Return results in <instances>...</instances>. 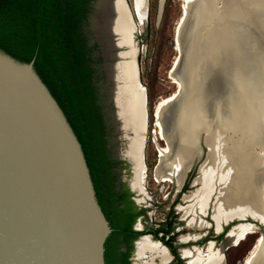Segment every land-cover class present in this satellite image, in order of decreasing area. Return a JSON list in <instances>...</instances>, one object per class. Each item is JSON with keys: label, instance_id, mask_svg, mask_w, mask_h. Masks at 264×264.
<instances>
[{"label": "water", "instance_id": "obj_1", "mask_svg": "<svg viewBox=\"0 0 264 264\" xmlns=\"http://www.w3.org/2000/svg\"><path fill=\"white\" fill-rule=\"evenodd\" d=\"M115 3L120 6L125 24L126 21L133 24L127 0ZM96 4L97 0L91 1L86 27L89 42L97 44L100 56L98 93L107 126V145L113 144L112 157L126 159L115 152V141L124 142L129 137L143 141L145 132V94L138 77L137 46L133 47V55L122 59L128 62L127 71L117 69L115 62L123 57L122 50L131 51L134 35L131 34L129 44L119 32L98 37L92 19ZM52 5L53 0H11V13H20L25 22L20 33L11 28L0 33V264H108L106 242L114 231L97 202L77 118L48 53ZM185 17L187 13L183 12L178 26L184 23ZM112 20L106 23L111 25ZM247 33L241 37V60L251 56ZM255 40L254 57L260 70L264 37L259 27ZM191 48L189 31L187 57ZM202 53L194 54L196 65L207 57ZM196 79L199 81L198 75ZM259 89L255 86L253 90L257 94ZM136 102L138 107L134 112ZM157 163L158 159L154 168ZM141 165L145 169L142 154ZM130 166L140 165L129 164L131 170ZM258 211L255 216L243 214L237 218L248 216L253 220L245 221L252 226L247 232L256 231L258 225L262 227L249 249L258 236L264 238V207L263 213ZM232 218L235 217L223 223ZM238 222L244 221L232 223L224 234L225 240L219 242L221 256L225 246L244 237L245 234L234 243L226 240V233ZM214 226L215 230L220 229V222ZM145 235L160 244L159 240ZM210 243L207 241V245Z\"/></svg>", "mask_w": 264, "mask_h": 264}, {"label": "bare ground", "instance_id": "obj_2", "mask_svg": "<svg viewBox=\"0 0 264 264\" xmlns=\"http://www.w3.org/2000/svg\"><path fill=\"white\" fill-rule=\"evenodd\" d=\"M188 1L185 0V3L188 4ZM192 1L193 3H189L187 6L185 3L183 5V12L187 13V17L184 18V23L177 27V35H175L176 49L180 53L179 37L188 21L186 28L187 33L191 32L192 48L190 55L188 57L185 55L187 59L184 57L183 61L184 83L182 77L179 79L172 75V80L177 87L176 92L166 99H161L154 108L157 134L163 136L159 112L166 101L178 95L174 121L176 143L173 150L169 145L158 146L159 157L158 163L153 169V178L156 181H172L178 187L190 159L199 153L198 141L201 138L206 151L205 158L199 163L198 173L193 181V184L198 188L183 195V201L189 199L191 201L185 206H180V209L183 215H192L188 224L202 225L197 212L205 213L206 205L212 195V218L218 226L219 222L230 217L238 218L243 214L255 216L254 213L257 215L258 210L263 213L264 50L262 51L263 63L259 78L254 70L257 67L254 56L256 53L255 35L258 27L264 37V0ZM115 2L116 0H97L95 14L92 18L93 29L98 37L104 33H122L123 40L129 44L131 34L135 35L137 31V24L140 27V23H143L145 19L147 0H132L137 21L132 16L133 24L127 19L129 21H126L127 25L120 14V6ZM129 5L132 15L133 11ZM111 18L113 20L110 25L106 21ZM246 32L248 33L245 38H249L248 47L251 56L247 60L248 63L251 62L250 66H247L248 63L246 65L244 62L242 63V57L240 58L242 53L241 37ZM131 46V51L126 49L120 52L123 57L121 56V60L115 62L117 69L127 71L128 62L122 59L126 55L127 57L130 54L133 55V47L136 46V42L134 41ZM200 52H203L202 55L207 57L201 64L196 65L197 61L193 60L194 54L198 53L199 55ZM225 58L231 63L229 64L232 72V79L229 82L231 85H228L227 95L223 96L220 93L216 98L213 96L212 105L210 104L211 106L206 108L203 104V97L201 98L198 92L197 75L199 76L203 62L212 65ZM244 58L247 57L244 56ZM247 67H249V71L245 70L248 69ZM215 69L213 68V70ZM204 84L206 83H203V86ZM255 86L260 88L257 94L253 90ZM209 90L212 94L215 92L212 86ZM142 91L140 90L141 93ZM207 92L209 91L207 90ZM136 107H138L137 102L133 104L134 112H136ZM114 148L117 155L126 158L130 165L132 163L140 165L138 168L130 166L132 174L129 182L134 192L144 195L146 193L145 169L141 165L144 140L142 141L140 138L138 141L136 138L134 141L130 140V137L120 143L116 140ZM258 177L259 181H257ZM250 227L252 226L245 221L236 223L228 233L227 241L234 243L246 234ZM150 240L148 237H142L136 242L135 264H153L151 260H143L147 253L150 258L158 256L162 263L167 259L162 247ZM254 242L248 251L249 254L247 253L248 255L243 259V264H264V238L258 236ZM185 253L189 255L190 251ZM188 260L189 264H221L219 250H213V248L204 260L193 257V255Z\"/></svg>", "mask_w": 264, "mask_h": 264}, {"label": "rangeland", "instance_id": "obj_3", "mask_svg": "<svg viewBox=\"0 0 264 264\" xmlns=\"http://www.w3.org/2000/svg\"><path fill=\"white\" fill-rule=\"evenodd\" d=\"M127 3L128 5L130 3L129 6L133 11L132 0H127ZM184 3L185 0H147V12L145 19L143 23H140V27L137 24V31L134 35L137 46L136 63L138 77L139 82L144 88L146 112L143 150L146 193L144 195H137L130 191L133 198L132 206L135 209L142 208L141 212L133 223L137 229L143 228L145 226L155 228L158 224L164 221H169L172 223L171 228L173 230L177 229L175 233L194 231L191 227H187L185 225L184 218H179L180 211L176 208V204L182 203L179 200L181 192L193 189L196 186L188 185V183L191 177L197 173L196 171L198 169L199 163L205 158L206 148L202 144V139L199 138L198 141L199 153L190 159L187 168L183 171V179H181V183L178 187H176L172 181H156L153 178L154 165L159 157V152L157 150L158 146L164 147L169 145L170 149L173 150L176 143L174 121L175 106L177 104L178 95L166 101L159 112V121L163 136L157 134L158 128L155 124L156 117L154 115V108L156 104L161 101V99H166L176 92L177 87L176 83H174L172 80V75L179 79H181L183 75V61L188 42V40H186L188 39L186 28L188 26L187 20V23L185 22L186 25L184 24L185 26L182 30L181 36L179 37V48H181L180 53L176 49L177 44L175 42V35H177L178 21L182 16ZM132 16L137 21L134 11ZM225 61L227 62L225 63ZM173 62H176V64L172 69ZM228 62L229 61L225 58L222 59L221 62L216 61V63L212 65L208 64V62H203L201 65L198 92L201 98L203 97V104L206 106V108L212 105L214 97L216 98L217 95H220V93L223 96L227 95L230 86L229 82H231L232 79V72L229 67V64L231 63ZM243 62L245 65L248 63L247 60H242V63ZM247 66H250V63H248ZM213 68L216 69L213 70ZM245 70L249 71L250 69ZM254 70L256 71L257 78H259L261 69L259 70L255 68ZM99 78L100 77H97L96 79L98 88L100 87L98 83ZM203 83L206 84L203 86ZM211 86L214 88L216 93L214 92L212 94V92L209 90L211 89ZM207 90L209 92H207ZM108 147L110 149L111 156H114V151L112 149L113 144L110 143ZM113 158L116 162L114 170L116 172L118 181L127 186L130 175V163L126 159H117L116 157ZM257 181H259V177L257 178ZM204 218L210 221V225L201 229H195V231H205L208 229L209 233L212 234L214 230L213 222L209 220L208 214H205ZM237 221L253 222L252 219L246 216L239 219L232 218V220L228 221L227 223L232 224ZM254 222L256 223V221ZM221 224H223V221L220 222V225ZM261 230L262 227L258 225V229L256 231L246 233L244 237L240 239L239 243L236 245H229L226 249H224V254L232 257V259L236 258L237 260L234 264H243L244 260H242V258L244 257L243 259H245V256L249 254L247 250L253 242L254 237L258 235ZM132 253L133 246L131 247L130 256H132ZM145 255L147 256L148 254ZM151 261L154 264H161L158 258L154 256L151 257Z\"/></svg>", "mask_w": 264, "mask_h": 264}, {"label": "trees", "instance_id": "obj_4", "mask_svg": "<svg viewBox=\"0 0 264 264\" xmlns=\"http://www.w3.org/2000/svg\"><path fill=\"white\" fill-rule=\"evenodd\" d=\"M89 11V0H53L48 25V53L54 73L77 118L83 147L97 202L114 231L106 242L108 264H129L132 211L119 205L124 192L114 187L113 161L107 145L106 124L96 79L93 42L87 43L83 25ZM24 19L11 13V0H0V33L10 28L20 33ZM124 243L126 248L121 250Z\"/></svg>", "mask_w": 264, "mask_h": 264}, {"label": "flooded vegetation", "instance_id": "obj_5", "mask_svg": "<svg viewBox=\"0 0 264 264\" xmlns=\"http://www.w3.org/2000/svg\"><path fill=\"white\" fill-rule=\"evenodd\" d=\"M91 1L92 0H89V10H90V6H91ZM88 12H87V14H88ZM85 18H86V23H84L83 29H84V32L87 36V43L91 45L94 41L89 42L88 29L86 27L87 15ZM95 45L96 46L92 49L93 59H96L97 55L99 56V54L97 53V44L95 43ZM99 61H100V56H99L98 60L95 62L94 67L96 68V74L98 75V77H101V73H100V69H99ZM101 110H102V107H101ZM103 115H104V113H103ZM109 155H110L111 160L113 161V165L111 166V169H112V172L114 174V187L118 192H121V191L124 192L123 198L121 199V203L119 205L126 206L127 208H129L132 211H137L139 209L142 210V208L135 209L132 206V199L133 198L131 196L130 191H132V192H134V191H133L131 185L129 187V184H130L129 180L131 178L132 170L129 169L130 175H129V179H128V184H127V186H125L124 184H122L121 182L118 181V178L116 176V172L114 170L116 162H115L114 158L111 156L110 149H109ZM197 173L195 174L194 177L192 176L193 181H194ZM190 181H191V179H190ZM190 181H189L188 185H190ZM193 185H195V184H193ZM130 188H131V190H130ZM197 188H198V186L194 187L193 189L186 190L183 194L181 192L180 193V196L182 194L181 198L183 197V195H185L189 192L195 191ZM134 193L137 195H141V194H138L137 192H134ZM180 196H179V200L182 203L176 204V208L180 211L179 218H184L185 225L187 227H191L194 231L193 232L175 233L177 229L173 230L171 228L172 223L169 221H166V222L164 221V222L158 224L155 228L145 226L143 228L137 229L133 225L134 220L139 215V213H137L133 217V220L131 221V224H130V229L135 231L136 234L130 238V246L128 249V256H127L128 260H129V264H131V261L133 264H135L134 255H135V250H136V247H135L136 242L142 237H148L145 234H149V236L152 239L159 240L160 244L154 242L153 240H150V238L148 237L150 241L158 244V246L162 247V249H163V247L166 249L167 252L164 249L163 250H164V253L166 254L167 259L163 263L160 261V258L158 256H154V257L158 258V260L161 264H189L188 259H190L191 255H193V257H197V258H200L201 260H204L206 258V256L209 254V252L212 250V248H213V250H219V256L221 259L220 260L221 264H234L237 259L236 258L232 259V257L227 256V254H224V249H226L229 245H236L237 243H239L240 240H238L235 244H229V245L225 246V248L222 251V256L220 254L221 253V245H219V242L225 240L224 234L231 224L223 223L220 225V229H218V230H215V226H214V230H213L212 234L209 233L208 229L205 231H203V230L202 231H195V229H201L203 227L210 225V221H208L204 218L205 214H208L209 220H211L212 222L214 221L212 218V212H211L212 211L213 196L211 195L209 200H208V203H207L206 208H205L206 210L204 211L205 213H203V212L198 213L197 212L198 219L202 222V225H196V224L190 225V224H188V221L191 219L192 215H190V214L183 215V212L181 211L179 206H185V205L189 204L191 199H189L188 201H183V199H180ZM210 216L212 219L210 218ZM214 222H213V225L216 224V222H215V224H214ZM216 226H217V224H216ZM231 228L226 233V240H227V235L230 232ZM247 233H249V232H247ZM207 241H210L212 243L207 245ZM134 242H135V246H134ZM132 246H133V253H132V256H130ZM125 248H126V245L124 243H121L120 249L123 250ZM186 251H190V254L187 255L185 253ZM167 253H169V254L167 255ZM147 254L148 255L146 257L144 256L145 258H143V260L144 259L151 260L149 253H147ZM139 263H141V262H139Z\"/></svg>", "mask_w": 264, "mask_h": 264}]
</instances>
